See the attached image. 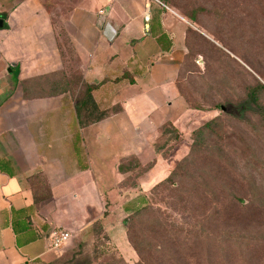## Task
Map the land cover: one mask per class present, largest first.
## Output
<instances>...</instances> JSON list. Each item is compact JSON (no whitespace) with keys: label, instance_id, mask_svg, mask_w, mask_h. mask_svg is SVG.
<instances>
[{"label":"crops","instance_id":"obj_1","mask_svg":"<svg viewBox=\"0 0 264 264\" xmlns=\"http://www.w3.org/2000/svg\"><path fill=\"white\" fill-rule=\"evenodd\" d=\"M51 2L0 0V264H53L97 220L130 259L123 219L148 197L124 186L135 161L141 186L171 172L156 144L189 116L175 84L191 24L161 0ZM86 85L118 111L81 127ZM56 229L71 237L54 249Z\"/></svg>","mask_w":264,"mask_h":264},{"label":"rangeland","instance_id":"obj_2","mask_svg":"<svg viewBox=\"0 0 264 264\" xmlns=\"http://www.w3.org/2000/svg\"><path fill=\"white\" fill-rule=\"evenodd\" d=\"M166 2L191 24L175 84L190 112L164 127L156 148L170 171L188 162L173 186H141L139 169L127 179L129 196L148 197L123 219L132 258L91 225L65 260L140 264L131 237L147 264H264V117L246 104L256 81L264 86V0ZM259 99L264 106L263 90ZM212 119L217 137L193 152L194 132Z\"/></svg>","mask_w":264,"mask_h":264},{"label":"trees","instance_id":"obj_3","mask_svg":"<svg viewBox=\"0 0 264 264\" xmlns=\"http://www.w3.org/2000/svg\"><path fill=\"white\" fill-rule=\"evenodd\" d=\"M161 1H163L164 3H167L166 0H161ZM96 87L97 86H94V85H86L83 88L81 95L76 100V103H75L76 113H77L78 121H79V124L81 127H85V126L91 125L93 123L99 122L100 120L110 116L111 113L118 111L117 108H114L111 110H100L99 109V107L95 103V101L92 97V94H91L92 91ZM261 90L264 91V86L261 83H259L258 81H256V85L254 87H252L247 93L248 95H247V103L246 104L248 106H251V107L253 106V108L256 109V111H258L260 119H263V117H264V106L260 103V99H259V93ZM220 127L221 126L218 124V119H212V120L208 121L207 123H205L204 125H202L200 128H198L194 132L195 138H194V142H193L192 151L196 152L197 149L200 150L203 146H205L207 140L216 136V134L218 133L217 130L221 129ZM196 147H198V148H196ZM185 162L187 163L188 160L184 159L183 162H181L177 166H175V168L170 172L168 177L166 179H164L163 181L157 183L152 189L156 188L158 185H163V184H170L171 186H173V184H175V181L173 180V178L178 176L180 174V172L185 168V166L182 167V163H185ZM133 163H134L135 168H139L141 173L146 172L151 167V165H147L145 167H140L136 161ZM129 166H130V164H129ZM119 169H120V171L123 172L125 170V166L120 165ZM134 213H136V214L139 213V210H137ZM125 222H127V221H124V223ZM101 226L102 225L99 224L98 220L94 221L92 223V228L96 231H101L102 229L104 230V228ZM130 242L132 243L136 252L140 255V261L142 262L140 264H147L146 259L142 255L143 249H141L139 247V244H137L135 241H133V239L131 237H130ZM67 253L59 261H57L53 264H89L88 262H86L83 259L82 260H74L75 255H73L69 259L65 260L66 257L68 258Z\"/></svg>","mask_w":264,"mask_h":264},{"label":"built area","instance_id":"obj_4","mask_svg":"<svg viewBox=\"0 0 264 264\" xmlns=\"http://www.w3.org/2000/svg\"><path fill=\"white\" fill-rule=\"evenodd\" d=\"M71 237V233L63 230L56 229L52 232L50 237V245L52 248L57 249L60 248L63 243Z\"/></svg>","mask_w":264,"mask_h":264},{"label":"water","instance_id":"obj_5","mask_svg":"<svg viewBox=\"0 0 264 264\" xmlns=\"http://www.w3.org/2000/svg\"><path fill=\"white\" fill-rule=\"evenodd\" d=\"M221 110H222V111H225L224 107H221Z\"/></svg>","mask_w":264,"mask_h":264}]
</instances>
